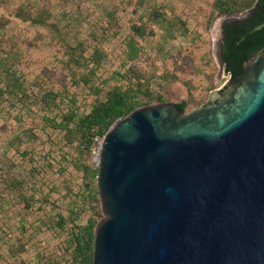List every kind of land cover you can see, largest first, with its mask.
I'll return each instance as SVG.
<instances>
[{
	"label": "water",
	"instance_id": "95a60500",
	"mask_svg": "<svg viewBox=\"0 0 264 264\" xmlns=\"http://www.w3.org/2000/svg\"><path fill=\"white\" fill-rule=\"evenodd\" d=\"M243 18L222 20L216 81L222 25ZM98 193L92 264H264V47L190 111L164 102L116 123Z\"/></svg>",
	"mask_w": 264,
	"mask_h": 264
},
{
	"label": "rangeland",
	"instance_id": "374dc122",
	"mask_svg": "<svg viewBox=\"0 0 264 264\" xmlns=\"http://www.w3.org/2000/svg\"><path fill=\"white\" fill-rule=\"evenodd\" d=\"M214 1L0 0V21L2 17L10 21L3 32L0 57L8 60V66L23 83L28 97L23 104L20 99L25 97L19 95L21 98L17 99L8 94L11 76L0 69V89L6 93L0 92V264H16L9 253L12 248L27 264H72L70 252L66 250V233L54 232L51 219L66 210V197L70 191L78 190L82 178L66 163L71 162L75 152L65 145L59 132L47 126L42 118L44 112L36 102L44 92H61L66 87L70 94L77 96L80 111H89L93 98L88 89L72 84L67 76L70 53L67 46L81 43L85 57L91 56L95 49L102 51L105 56L100 71L102 79L97 82L106 88L115 87L121 85L113 77L114 73L124 70L125 41L132 35L134 26L145 24L155 33L145 39L137 38L143 48L138 67L145 85L160 93L164 102L193 101L195 108L231 78L223 69L216 81L219 65L213 46L222 20L246 16L215 14ZM25 2L49 24H55L58 32L15 18L16 9ZM158 9L165 14L164 23L156 22L153 17ZM165 75L168 81H163ZM172 75L178 80L172 81ZM160 83L164 84L162 91L158 88ZM144 104L143 107L159 103L145 100ZM63 155L67 158L65 162ZM61 162L68 167L62 174L58 170ZM32 167L36 169L34 176L29 175ZM15 177L29 180L26 190L35 188V198L42 202L30 212L8 191V182ZM101 217L100 203L96 218L100 221ZM85 221L82 218L80 223ZM20 242L26 243L24 251L18 246Z\"/></svg>",
	"mask_w": 264,
	"mask_h": 264
},
{
	"label": "trees",
	"instance_id": "16d2710c",
	"mask_svg": "<svg viewBox=\"0 0 264 264\" xmlns=\"http://www.w3.org/2000/svg\"><path fill=\"white\" fill-rule=\"evenodd\" d=\"M214 13L223 16L234 14H245L241 20L225 22L222 25L223 39L221 43L222 58L225 62L226 73L234 80L243 72V64L249 57L264 47V0H215L213 4ZM165 14L160 10L153 12L156 22L165 21ZM14 17L25 24L32 26H48L58 32V27L47 22L46 18L38 15L32 9L29 2L20 5ZM47 17H50L47 13ZM10 21L2 17L0 21V49L3 50L4 30ZM154 31L145 24L132 28V35L125 41L124 50V70L114 73V79L121 82V85L106 88L101 83L100 71L103 68L105 59L104 53L95 49L91 56L85 57L84 45L67 46L68 77L72 84L83 86L88 89L92 99L88 112L82 113L78 106L76 95L70 94L65 87L63 91L56 92L48 90L37 98V104L44 112L43 119L47 126L63 136L66 146L75 152L71 162L67 165L81 175L82 184L76 192L67 195V208L61 211L56 217L51 219L54 232L58 235L66 233V250L70 252L72 264H92L94 252V231L99 222L96 216L100 212V198L98 193V169L92 163L93 150L96 147V138H103L108 131L120 120L125 119L136 109L143 107L145 100L163 103L160 93H154L150 86L145 85L143 74L139 72L140 56L143 48L139 46L137 38L145 39L154 36ZM8 60L0 57V69L7 74L8 94L20 99L26 104L28 97L23 83L16 73L11 71L7 64ZM82 69V71H81ZM172 81L178 80L176 75H172ZM163 81H168L165 75ZM162 91L164 84L158 86ZM2 95L5 91L0 89ZM21 95V97H19ZM180 112L190 111L195 105L193 101L175 104ZM29 153H26L28 156ZM31 155V154H30ZM66 155V154H65ZM61 158L63 162L66 156ZM48 156V155H47ZM32 159V157H30ZM33 160V159H32ZM57 162V161H53ZM34 161L31 162V165ZM62 164V165H61ZM59 166L60 174L67 171L65 163ZM50 168L54 165L48 163ZM29 173L34 176L36 169ZM29 180L12 178L8 182V191L24 204L26 212H30L34 205L42 202L36 200V189L30 187L26 190ZM82 218H86L85 223H80ZM19 248L25 250L26 243L20 242ZM11 256L15 258L16 264H27L25 260L18 256L15 248L9 250ZM31 264V263H30ZM43 264V263H42ZM55 264V263H51Z\"/></svg>",
	"mask_w": 264,
	"mask_h": 264
},
{
	"label": "built area",
	"instance_id": "2783aa9c",
	"mask_svg": "<svg viewBox=\"0 0 264 264\" xmlns=\"http://www.w3.org/2000/svg\"><path fill=\"white\" fill-rule=\"evenodd\" d=\"M120 121H122V120H120ZM120 121H118V122H120ZM103 141H104V137L103 138H96V147L92 153L93 154L92 163L95 166V168L98 170H99L100 161H101V152H102Z\"/></svg>",
	"mask_w": 264,
	"mask_h": 264
}]
</instances>
